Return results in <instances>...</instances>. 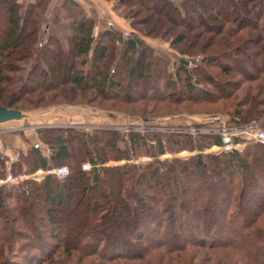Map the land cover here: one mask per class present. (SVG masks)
<instances>
[{
  "label": "trees",
  "instance_id": "obj_1",
  "mask_svg": "<svg viewBox=\"0 0 264 264\" xmlns=\"http://www.w3.org/2000/svg\"><path fill=\"white\" fill-rule=\"evenodd\" d=\"M115 1L133 30L109 25L96 37L79 0H0V107L134 114L138 102L221 103L231 123L264 127V0ZM143 36L168 42L178 62ZM56 70L66 71L68 89L53 88L63 84ZM151 132L44 126L38 136L50 156L38 142L16 161L0 152V178L68 168L63 179L0 186V264H264V144L161 159L220 138ZM140 155L154 158L104 165Z\"/></svg>",
  "mask_w": 264,
  "mask_h": 264
},
{
  "label": "rangeland",
  "instance_id": "obj_2",
  "mask_svg": "<svg viewBox=\"0 0 264 264\" xmlns=\"http://www.w3.org/2000/svg\"><path fill=\"white\" fill-rule=\"evenodd\" d=\"M84 1H85L86 5L84 3L83 4L85 5L88 13L95 14L97 17L98 25H96V28H95V31L97 33L100 30V28L103 29L105 27L106 28L109 27L108 22H111V25L115 28L121 27V28H128L131 31L133 30V28L131 26L130 19H128V17H126L121 12L123 7H119V8L115 7V2H116L115 0H100V1H98V0H84ZM175 1L180 2L181 0H175ZM52 11H53V9L52 10L50 9V11L46 13L45 19H47V20L51 19ZM113 14H115L116 16L113 17ZM143 14H146V12H144ZM251 17H254V16L252 15ZM45 28L46 27H44V29ZM62 28H66V26L64 25V27H61L60 29H62ZM97 29H98V31H97ZM45 30H47V28ZM212 31L213 30L211 29L210 32H212ZM60 33L63 35L64 30H62ZM143 39L147 43H149L150 45L154 46L155 49L159 53H161L164 56L171 59V61H173V62L177 61L178 62V59L180 58V54L177 51L173 50L169 46L168 42L162 43L159 41H155V40H153L149 37H146V36H143ZM184 58L189 59L188 57H184ZM244 63H246V62H244ZM172 66H173V64L170 67L172 68ZM189 66L192 67L193 62H189ZM214 69H215V71H218V70H216L217 68H214ZM64 75L66 76V71L56 70L54 80L56 81L58 79V77H60L62 79L64 77ZM61 81L63 82L62 86L53 85V88L56 87V89H58V88L59 89H63V88L68 89L70 87V86H68L66 79H62ZM137 88L138 89L136 90V94H137V92L140 93V91H141L140 89L142 88V86L137 87ZM53 93H55V92L51 91L48 95H52ZM187 94H189V92L185 93L183 96H187ZM62 99H64V98H62ZM184 99H185V97H184ZM56 103H58V102H56ZM105 104L110 106L109 104H111V102H106ZM76 106L77 105H69V104L63 103V104L48 105L45 107H39V108H34V109H25L24 111L21 112L18 121L17 120H11V121L7 120L8 122H4L0 125V152L4 156L9 158L10 162L19 160L20 155H21V151L15 150L12 154H10L9 150H8L10 147L7 146L6 141L10 140V137L14 139L17 136H21L30 144V147H31L32 144L39 142L37 140L31 141L32 140L31 138H34L35 135L37 136V138H39L38 130L44 126H67V127L76 128L77 130L82 131V132H92L93 130H95L97 128H107V129L113 128V129H118V130L122 131L123 134L127 137L129 135V133L131 131H133L134 129H136V128L141 129L140 128L141 125H167V124L177 125L178 123H182V124L194 123V124L203 125L205 122L204 118H206L207 116L212 115V114H216V113H220V114L228 113L231 110V108L227 107L226 105L223 107V105H221V103L220 104H214V105L208 104V103L194 104V103L189 102V101H183V102L181 101V105L178 106V108H174L175 106H172L171 104H167V103L138 102L137 103V110L136 111L135 110L129 111L130 113H134V114H127V113H123V112L106 111V110H100L102 112H99V111H97V112L92 111L91 112L88 110L89 112H87V111H82L80 109V107H76ZM120 106L125 107L123 105H120ZM24 107L29 108L31 106L25 104ZM135 107L136 106L130 107V108L135 109ZM108 108L112 109V107H108ZM139 108L140 109H143V108L146 109L147 108L148 112L144 113L143 115H146V116L148 115L151 117L149 119H145L142 116H140L142 114L137 113L138 110H140ZM113 109H118V107H113ZM17 113L18 112H16V114ZM117 113L125 114L124 117L127 118V122L122 123V124L110 123L111 121L109 120V118L114 116V114L116 116V119H114L112 121H116L117 119H120V121H121V118H123V117H120V116H123V115H118ZM94 117L102 118L106 121V123H102V122L99 123L98 122L99 119L97 121L92 120V119H94ZM251 120H256V119H251ZM51 123H59L61 125H55V124L54 125H48ZM243 123H245V122H243ZM258 124L260 125L259 122H258ZM150 127H153V126H150ZM127 128H130V130L127 131ZM140 132L143 133L142 131H140ZM150 132L151 131H149V132L146 131V132H144V134H147V133L149 134ZM153 132H151V133H153ZM163 133L168 134V132H163ZM201 135H203V134L190 135V136L196 139L198 136H201ZM5 138H7V139H5ZM149 142L155 143L154 140L153 141L149 140ZM255 143H257V142H247L245 144L244 148L248 147L249 145H253ZM207 148L208 147H206L203 150L195 149V150H198L197 152H194L195 150H182L180 152L167 151L166 153L159 155L158 157L161 159H171L172 157L186 158V157H189L191 155H195L196 153H199V152L211 153V152L206 151ZM153 158L154 157L151 155H140L137 157H133L130 160H127V159L109 160L107 163H104V165L113 166V165H117V164H124L126 162L147 163V162L153 160ZM113 161H115V162H113ZM86 163H88V162H86ZM34 173H36V172H34ZM30 175L31 174H29V175L23 174V175L15 176L14 177V178H16L15 180H10L4 185H9L10 183H13V182H19L25 178H32ZM20 177H22V178H20ZM60 179H63V178H60ZM113 186L115 189L118 187V184L115 182V180H113ZM34 200L42 202L44 199H43V197L37 195V197ZM260 202H261V200H259L258 203H260ZM83 208H85V206ZM41 214H42V212L41 213H35L33 218H36V216L40 217ZM26 251H27V253L29 252L28 254H30V255H34V254L39 255L38 252L33 251V250H26ZM15 259H19V258L17 257ZM200 261H203V264H216V262H213V261H211V262H209V260L206 261L205 258H202V260L200 259Z\"/></svg>",
  "mask_w": 264,
  "mask_h": 264
},
{
  "label": "built area",
  "instance_id": "obj_3",
  "mask_svg": "<svg viewBox=\"0 0 264 264\" xmlns=\"http://www.w3.org/2000/svg\"><path fill=\"white\" fill-rule=\"evenodd\" d=\"M204 124L187 123L167 124V125H141V129L134 130L168 132L186 135H211L220 138L219 143L209 146L206 151L213 154H221L233 150H243L247 142H257L264 144V127H261L256 120H250L245 123H231L228 118L220 113L212 114L204 118ZM153 126V127H150ZM130 128H127L129 131ZM132 130V129H131ZM195 150L194 152H197ZM84 169L89 170L91 165L85 163ZM47 174H55L58 178H65L68 174L67 166L52 167L50 169H39L30 176L36 180L43 179ZM22 178V177H20ZM10 173L5 178H0V186H3L10 180H15Z\"/></svg>",
  "mask_w": 264,
  "mask_h": 264
},
{
  "label": "crops",
  "instance_id": "obj_4",
  "mask_svg": "<svg viewBox=\"0 0 264 264\" xmlns=\"http://www.w3.org/2000/svg\"><path fill=\"white\" fill-rule=\"evenodd\" d=\"M79 1H81L82 3H84L85 4V1L84 0H79ZM98 1H100V0H98ZM86 5V4H85ZM91 16H93L94 17V19H95V21H96V25H98V23H97V17H96V15L95 14H92V13H89ZM116 15L115 14H113V17H115ZM108 24L109 25H111V22H108ZM95 28H96V26H95ZM95 28H94V31H95ZM104 29H106V27L105 28H103V29H101L100 28V30L98 31V29H97V31H98V33L95 31L94 32V34H95V36L96 37H98L99 35H100V33L104 30ZM116 29H118V30H121L122 32H125V33H128V32H130L131 30L130 29H128V28H121V27H118V28H116ZM76 107H80V109L82 110V111H87V112H89V111H95V112H97V111H99V112H102V111H100V110H98V109H94V108H90V107H86L85 105H77ZM89 110V111H88ZM118 115H123V116H120V117H123V118H121V121H120V119H117L116 121H112V120H114V119H116V116H115V114H114V116H112L111 118H109V120L111 121L110 123H117V124H122V123H125V122H127V118H125L124 116H125V114H123V113H117ZM118 117V116H117ZM99 119V120H98ZM11 120H19V118H15V119H10V120H8V121H11ZM92 120H95V121H97L98 120V122L99 123H106V121L104 120V119H102V118H96V117H94V119H92ZM7 120L6 121H2V122H0V125L2 124V123H4V122H8ZM61 125V124H59V123H51V124H48V125ZM109 124V123H108ZM2 132V131H1ZM5 139H7V138H5ZM32 140L31 141H35V140H37V141H39L38 143L40 144V147H41V149H42V151H43V153L46 155V156H50L51 154H52V150L48 147V145L47 144H45V143H43V142H41L40 140H39V138H37V136L35 135V137L34 138H31ZM7 143V146L8 147H10L8 150H9V153L10 154H12L15 150H19V151H24V152H26L29 148H30V144L23 138V137H21V136H17V137H15L14 139L13 138H11L10 137V140H7L6 141ZM113 162H115V161H113Z\"/></svg>",
  "mask_w": 264,
  "mask_h": 264
},
{
  "label": "water",
  "instance_id": "obj_5",
  "mask_svg": "<svg viewBox=\"0 0 264 264\" xmlns=\"http://www.w3.org/2000/svg\"><path fill=\"white\" fill-rule=\"evenodd\" d=\"M186 64H188V61H185ZM16 112H18L16 114ZM21 114V111L16 110V109H6L0 107V122L14 119V118H19Z\"/></svg>",
  "mask_w": 264,
  "mask_h": 264
}]
</instances>
